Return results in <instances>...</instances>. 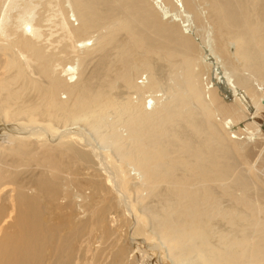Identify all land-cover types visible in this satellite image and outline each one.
I'll use <instances>...</instances> for the list:
<instances>
[{
	"label": "bare ground",
	"instance_id": "1",
	"mask_svg": "<svg viewBox=\"0 0 264 264\" xmlns=\"http://www.w3.org/2000/svg\"><path fill=\"white\" fill-rule=\"evenodd\" d=\"M67 1L73 2L81 32L96 24H116L120 30H128L129 37L136 38L137 47L145 52L164 50L168 58L175 53L182 55L185 70L184 73L181 71L183 77L179 79L178 85L189 82L188 86L180 97L161 109L155 103L154 107L147 110L146 104L150 97H145L144 113L133 122L135 125L130 129L128 141L124 142L120 148L133 145L126 157H131V160L141 170L144 169L143 178L150 189L149 192L159 188V192L154 193L150 199L154 203L146 202V216L154 219L157 224L156 229L160 235L162 234L164 243L172 251V256L179 260L185 258L184 264H192L200 258L199 242L204 243L209 236V230L203 228L199 231L194 223L196 220L207 223L209 216L214 213L209 215L204 204L218 202L214 193L200 192V186L209 185V180L222 183V180L227 177H232L233 185L236 187L246 188L248 186L247 177L245 178L237 169L236 161L234 157H231L232 147L230 149L226 145H220L219 149H215L217 147L214 148L211 145V143L220 144L222 141L219 142L216 137L209 134L203 118L204 116L209 118L213 114L219 115L222 123L227 127L229 125L227 119L237 114L235 111L240 108L241 100H247L249 106L254 104L258 108H264V105L260 104V102L264 103V93L261 92L264 91V87H255L251 79V77L254 80L264 79V0H256L253 7L251 6L253 0H206L209 3V19L218 29L215 36V48L229 66H232L235 73L237 87L231 91L234 95L231 103L219 99L214 92L209 93L208 99H205L204 89L200 88L197 74H194L191 69L190 61L195 51V45L188 36L191 32L184 33L175 23H162L160 17L158 18L157 13L147 3L140 0ZM173 2H179L182 7L185 6L191 12L196 13L195 5L191 0H174ZM34 8L33 6L26 15H18L15 18V31L17 30L15 33L18 35L16 34L12 39L7 49L12 50L17 47L22 58L24 54H28L36 62L39 60L44 63L50 55L36 41L42 35L39 27L33 23ZM0 14L1 17L4 14L7 16L6 9L1 10ZM59 15L61 16L60 12ZM4 19L6 18L2 19L3 23H5ZM196 20L198 21V18ZM48 21L49 19L45 16V20H41L40 23L42 25ZM7 23L8 21L5 24ZM185 23H188L187 19L183 21V24ZM57 24L65 31L63 38L70 39L72 33L77 31L76 29L71 32L62 16ZM188 27L189 25L186 29H190ZM258 34L263 36L260 37ZM116 36L117 33L112 34L105 40ZM83 42L85 41H80V43ZM231 46L234 48L231 49ZM66 47L70 48L69 45ZM20 61L22 64L23 60ZM47 61L42 65L40 63V74L46 77L48 75L50 78L54 70L50 67V61ZM234 61H242L243 68H236ZM18 64L15 59H9L5 65L8 68L6 75L2 74L5 72L0 75V116L4 121L23 120L27 125L30 119L37 117L46 125L65 122L62 133L70 135L77 132L74 130L76 126L72 127L69 124H77L80 119L93 113L96 115L100 108L98 119L88 124L95 127L104 122L106 110L103 109V105L110 102V99H103L104 86L99 85L98 90H95L88 83L87 78L70 89L55 76L44 83L43 87H39L34 80L23 78V73L26 76L23 70H19L18 73H13V70V74H10L9 68L18 66ZM40 65L38 62V66ZM26 67L25 64L24 69ZM62 72L65 75L68 74L66 68H63ZM245 72H247L246 75ZM16 75L22 79H16ZM46 77L44 76L47 80ZM72 77L70 75L69 79ZM122 80L126 83L131 81L127 73L122 75ZM158 82L153 81L151 86L156 87ZM19 83L22 88L16 90V85ZM29 86V93L27 91L28 94L21 96V90L25 91ZM62 90L68 91L71 96L69 104L61 101L60 92ZM191 98L201 103L202 108L191 105V109L182 112L183 104ZM255 113L256 111L253 112ZM71 118L73 121L68 122L67 120ZM91 118L93 117L90 116ZM22 123L25 124V122ZM209 125L215 129V124L211 121ZM233 127L239 126L237 124ZM49 129L56 131L53 127ZM8 130L3 127L0 130L1 137L9 134ZM10 139L15 141L14 136ZM141 140L142 142L144 140L142 145H140ZM6 141L8 142L9 139ZM11 148L7 150L0 146V264H132L127 260L126 242L118 243L119 237L114 236L115 230L110 228L106 222L109 209L100 200L95 201V197H99L105 191L103 181L95 175L85 180L84 184L87 189H90L92 198L86 207L88 216L80 221H75L77 210L68 198L67 189L57 181V178L67 177L69 179L67 184L75 185L79 189L82 183L80 168L71 164L76 159L80 163L88 162L89 159L85 155L73 148L63 146L61 154L69 153L67 159L70 160L60 164L59 172L55 173L39 164L30 163L27 157L32 156L31 151H27L25 146ZM237 148L245 153L250 152L245 149L244 144H239ZM73 167L77 168L74 170ZM119 168L114 166L110 170L103 168L108 181L120 191L128 189L140 191L142 185L130 186L128 179H125L123 171ZM194 188L199 192L195 197L192 191ZM61 199L64 200L61 201ZM57 209L66 211V214L63 213V224L58 221L59 216L55 212ZM160 209L163 212L160 213ZM130 233L134 237L144 236L142 226L137 223ZM96 244L97 246L94 247ZM242 244L241 242L237 246ZM224 251L225 253L233 251L232 246ZM78 253L80 254L79 262ZM263 254L264 237L253 244L248 258L256 261ZM222 256L223 254H214L206 264L214 263ZM228 264H231L230 261Z\"/></svg>",
	"mask_w": 264,
	"mask_h": 264
},
{
	"label": "rangeland",
	"instance_id": "2",
	"mask_svg": "<svg viewBox=\"0 0 264 264\" xmlns=\"http://www.w3.org/2000/svg\"><path fill=\"white\" fill-rule=\"evenodd\" d=\"M140 1L147 3L155 11L162 23H175L184 33L191 32L188 36L195 45V51L190 61L191 69L194 74H197L198 84L205 92V99H208L209 93L214 92L219 99L231 103L234 98L231 91L234 90V87H237L235 73L232 66H229L215 48V36L218 29L209 19L208 1L191 0L195 5L196 13L195 11L191 12L185 6L182 7L179 2H173L174 0ZM255 1H252V7ZM31 4L35 7L33 10V23L39 27L42 35L36 41L50 55L47 60L50 61V67L54 70V76L50 75V78L48 75L46 77V75L40 74L41 65L48 62L46 59L44 63L39 60L36 62L28 54H24L25 56L23 55L22 58L18 53L20 50L17 47L12 49L13 51L7 49L12 39L15 38L16 34L18 35V33H15L17 32V30L15 31V18L18 15H26L33 7ZM5 9L7 16L4 14L1 17L0 14V21L3 18H6L4 19L5 23L8 21L7 24L3 23V20L0 23V75H6V69L8 68L5 65L9 59L13 58L19 64L13 67L14 69L12 67L9 68L10 74L23 70L26 74V76L24 73L22 74L23 78H28L30 81L34 80L39 87H43L44 83L55 76L64 86L67 85L70 89L88 78V83L95 90H98L99 85L104 86L105 96L103 99H110V105L108 102L106 103L107 105H103V109L106 110L104 115L106 118L103 123L97 124L95 127L90 126L88 123L98 119L100 108L99 111L97 110L98 113L96 115L93 113L80 119L77 124H69L72 127L76 126L74 130L78 135L62 133V127L65 122H59L56 125H46L40 122L37 117H33L29 120L30 123L26 125V121L13 120L12 122L10 120L6 122L0 116V130L3 127L9 129V134L2 137L0 135V146L7 150H9V147L22 148L25 146L27 151H31L32 156L27 157L30 163L39 164L53 170L55 173L59 172L58 167L60 164L70 160L67 159L69 153L61 154L63 146L73 148L78 153L85 155L89 159L88 162L80 163L76 159L75 164H71L80 168L82 183L79 189L75 185H68L69 179L67 177L57 178L59 184L67 189L68 198L74 204L75 210H77L75 221L84 220L88 216L86 207L92 197L90 189H87L84 184L85 180H88L92 175L98 176L105 185V191L99 197H95V201L100 200L109 209L106 222L110 228L115 230L114 236L119 237L118 243L126 242L128 249L127 260L132 264H184L185 258H181L180 260L182 261H180L172 256V251L164 243L162 234L160 235L156 229L157 224L154 219L146 216V202L154 203L150 199L154 193L159 192V188L149 192L150 189L145 183V178H143L144 169L141 170L131 160V157H126L133 145L130 144L128 148H120L124 142L128 141L130 129L135 125L133 122L144 113L143 102L145 97H150L147 102L148 105L146 104L147 110L154 107L155 103L161 109L164 105H168L174 99L180 97L183 90L188 86L189 82H183L178 85L179 79L183 77L182 74L185 70L182 63V55L175 53L168 58L164 50L145 52L137 47L138 40L136 38L129 37L128 30H120L116 24H96L81 32L72 1L0 0V11ZM59 12L71 32L77 29V31L72 33L70 39L63 38L65 31L57 24L61 19ZM45 16L49 21L41 25L40 21L45 20ZM195 17L196 19L198 18V21ZM199 18L203 19L200 21ZM185 19H187L188 23L183 24ZM188 25L191 30L186 29ZM201 30L202 32H200ZM111 33H117V36L105 40L112 35ZM263 35L258 34L260 37ZM80 41L85 42L80 43ZM65 45H69L70 48L68 49ZM231 47V49L234 48V46ZM64 50L67 51L64 52ZM19 60H23L22 64L24 66H21L22 64ZM38 62L39 65L41 63L40 66H38ZM25 64L28 71L24 69ZM234 64L238 69L243 68L242 61H234ZM63 68L67 69L69 75H65L62 72ZM124 73L130 76V82L126 83L122 80ZM246 74L247 72H245ZM70 75L73 76L71 79H69ZM44 76L48 79L46 80ZM16 79L22 78L18 76ZM251 79L252 83H254L253 85H256L255 87H264V79L254 80L253 77ZM155 80L159 81V84L153 87L151 84ZM16 86V90L22 88L20 83ZM21 91V96L28 94L30 86L25 91ZM261 92L264 93V91ZM60 93L61 101L69 104L71 96L68 91L62 90ZM261 101H263L262 98ZM260 104L264 105L261 102ZM191 105L202 108L201 103L191 98L183 104L182 112L191 109ZM254 111H256L255 114H253ZM235 112L237 113L235 116L227 119L229 124L227 127L222 123L220 116L216 114L210 115L209 118L204 116L203 123L212 137H216L219 142L222 141L220 144L211 143L214 148L217 147L215 149H219L220 145H226L230 149L232 147L230 151L231 157H234L237 169L240 170L245 178L247 177L248 186L246 188L234 186L232 177L225 178L226 180H222V183L217 180H209V185L203 184L200 186V192L204 194L214 193L213 195L217 196L218 202L204 204L209 215L214 213L209 216L207 223H202L199 220L194 223L199 231L203 228L209 230V236H207V241L204 243L199 242L200 258L192 264H206L208 259L214 254H223V256L220 260L209 264H228V261L231 264H264V254L256 261L248 258L253 244L264 237V108H258L254 104L249 106L247 100H241L240 108ZM90 116L93 118L90 119ZM69 120L70 122L73 121L72 118L67 121L69 122ZM209 121L215 124V129L211 128ZM22 122H25V124ZM138 124L139 122L137 121V126ZM237 124L239 130L233 127ZM69 125L68 128L70 127ZM51 127L55 128L56 131L49 129ZM10 130H13V132H10ZM13 136L15 141L10 139ZM6 139H9V141L7 142ZM143 142L141 140L140 145ZM239 144H244L245 149L250 152L245 153L237 148ZM248 156L252 157L249 158ZM239 165L240 167L238 168ZM112 166L121 168L119 170L123 171V176L128 179L130 186L134 184L142 185L141 190H118L112 182L108 181L106 171L104 172V170H110ZM76 168L73 167L74 170ZM192 191L194 192L193 197L198 196L197 189L194 188ZM63 200L61 199V201ZM58 210L55 211L59 216L58 221L63 224V216L66 211ZM159 212L161 213L163 210L160 209ZM228 217H232V219L229 220ZM72 221L75 222L74 220ZM136 223L142 226L144 230L143 237H134L130 233ZM241 242L243 243L242 247H238L237 245ZM230 246H232L233 251L225 253L224 250ZM89 254L88 256H90Z\"/></svg>",
	"mask_w": 264,
	"mask_h": 264
}]
</instances>
